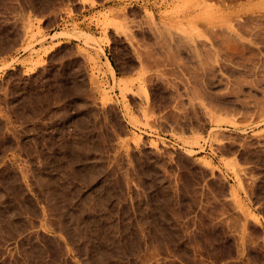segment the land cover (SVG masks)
Returning a JSON list of instances; mask_svg holds the SVG:
<instances>
[{"label": "rangeland", "instance_id": "obj_1", "mask_svg": "<svg viewBox=\"0 0 264 264\" xmlns=\"http://www.w3.org/2000/svg\"><path fill=\"white\" fill-rule=\"evenodd\" d=\"M0 264H264V0H0Z\"/></svg>", "mask_w": 264, "mask_h": 264}]
</instances>
